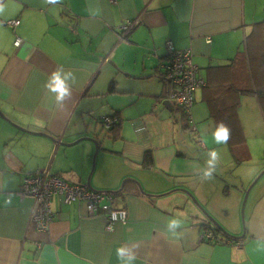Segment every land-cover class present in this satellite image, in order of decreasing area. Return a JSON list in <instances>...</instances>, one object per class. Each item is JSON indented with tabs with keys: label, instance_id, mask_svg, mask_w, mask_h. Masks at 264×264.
Listing matches in <instances>:
<instances>
[{
	"label": "crops",
	"instance_id": "obj_1",
	"mask_svg": "<svg viewBox=\"0 0 264 264\" xmlns=\"http://www.w3.org/2000/svg\"><path fill=\"white\" fill-rule=\"evenodd\" d=\"M0 8V109L11 121L0 118V264H121L117 258L121 246L135 252L134 264H264V250H260L264 249V176L248 197L245 229L237 234L245 233V237L232 240L242 246L231 241L217 244L204 239L200 222L205 215L180 189L191 190L202 206L208 205V213L223 227L224 222L237 219V206L229 210L226 203H219L228 198L220 187L215 192L216 206H210L200 185L188 186L194 177L204 178L207 166L183 149L168 154L169 163L157 172L160 157L154 150L127 143L123 155L134 157L132 162L144 173L130 168L115 172L111 183L97 181L92 186L114 192L124 179L133 178L154 197L144 196L136 184L137 194L125 191L124 197H117L116 205L126 209L129 218L112 231L105 217L89 216L83 203L66 205L58 197L50 230L38 232L32 222L35 201L20 195L25 178L37 172L87 183L84 176L69 177L74 172L69 150L79 143L63 144L96 138L101 121L117 112L120 140L130 141L136 135L141 143L149 141V115L135 122L141 115L135 114V135H130L129 125L124 134L123 122L131 119L126 109L139 96L150 99L154 111L162 108L175 120L182 116L186 124L182 111L169 99L171 86L163 79L166 44L191 50L199 76L207 82L210 67L225 65L245 50L253 26L264 21V0H58L56 4L0 0ZM13 20H20L14 29L7 25ZM135 20L139 23L122 38L121 28ZM17 38L22 40L19 47L15 46ZM58 70L62 78L65 73L75 78L66 80L71 95L62 106L56 104V93L51 90L55 87L52 74ZM203 93V87L196 91L189 126L194 127L204 150L218 152L215 169L221 174L240 163L227 144L216 143L213 130L217 128L209 119ZM104 107L110 111L99 112ZM239 116L247 141L245 163L251 159L249 135H256L263 146L264 104L255 94H246ZM12 122L45 136L24 133ZM203 123L214 127L203 128ZM141 127L145 130L138 132ZM86 150L83 169L90 167L93 146ZM148 152L153 156L150 168L144 166ZM262 165L243 179V187L248 188L264 171ZM206 193L213 194V190ZM172 218L182 221L175 235L167 229Z\"/></svg>",
	"mask_w": 264,
	"mask_h": 264
},
{
	"label": "rangeland",
	"instance_id": "obj_2",
	"mask_svg": "<svg viewBox=\"0 0 264 264\" xmlns=\"http://www.w3.org/2000/svg\"><path fill=\"white\" fill-rule=\"evenodd\" d=\"M107 110L110 111V109L104 107V109L100 108L99 112L104 113ZM125 113L129 115L131 119L125 120L126 117L125 119H123V121L125 120L123 122L124 134H128L127 126L129 125L130 135H135V129L133 127V122L135 118H132L135 114H141L140 118L137 119L135 122L142 121L143 117H145L146 115L152 117L150 120L148 118V122H146L149 124H147V129L149 130V134L151 135L150 140L141 143V140L136 135L135 139H131L130 141L112 140L111 138L106 137V130L102 128L103 124L100 123V128L98 127V131L96 132L99 134V154L96 158V167L93 172L91 181L92 185L94 184V182L97 181L111 183V181L113 180L111 179V177L115 172L125 171L126 169L130 168H133L134 172L137 174L144 173L142 172V170L139 172L137 166L134 164V162H132L135 160L134 157L131 158L123 155L125 149H128L125 147L128 142L135 143L136 147L138 146L143 149L147 148V150H154L155 154L160 157L159 163L157 164V172L159 171L161 166H164V164L169 163L168 158L166 156L172 153L173 150L179 149H183L185 152H187V154H190L189 156L191 158L195 157L197 159H200L207 166V161L210 159V153L208 152V150H204V148H202L201 143L198 139L199 136L196 135L194 127L190 125L191 128L187 129L183 126L184 121L182 119V116L175 120V118H173L171 114L166 115V113L162 111V108L157 111H154L152 103H150V99L142 96H139L137 102L127 108ZM207 126L214 127L211 123H203L202 125L203 128H206ZM93 131H95V125L93 127ZM213 132L215 133V130H213ZM161 141H163V143H158ZM248 142L251 151L250 161L242 163L240 165L234 164L232 166H229L227 167V170L223 171L221 174L220 172H218L217 169H215L213 177H211V179L194 177L193 179L196 180L188 184V186L193 187L197 184L200 185V192L206 195L205 197L208 198L210 206H216L215 203L218 201V196L215 195V192L219 190V187L222 190V194L226 193L228 195V198L219 201V203H226L228 205L227 209L229 210H231L232 207L237 206V215L239 218H233L230 219L228 222H224L225 227H223V225L219 223V221H217L216 223H218V225L221 226L226 233L233 237H238V232L240 230L244 231L245 229L247 204L244 210V216L242 210L246 192L262 172L258 173L259 175L248 188L243 187L242 181L247 176L252 174L253 171L254 173H257L261 166H263L262 164L264 163V136L261 139V143L263 142V146H260V142H258L256 135H249ZM146 143L149 145H146ZM88 145L93 146V152L90 157V167H85L83 169L85 156L87 155L86 147ZM258 146L263 147V149L260 150ZM96 148L97 144L95 141L92 140V138H90V140H83L77 146L70 148L69 154L72 159L71 164H73L74 166V172L71 176H69L71 179L77 176H84L87 182L93 169ZM180 172H185V170L180 169ZM152 178H154L153 175ZM262 183H264V179ZM211 190H213V194H209L207 196L206 192ZM188 192H190L195 198V195L191 190ZM186 196L190 198L188 195ZM219 200L221 199L219 198ZM196 201L198 202L197 199ZM203 207H206L207 209H205L207 210V212H210V207L208 205H204ZM204 219L207 220L205 217H203L202 220ZM202 223L203 221L200 222V224ZM226 227L228 229H226Z\"/></svg>",
	"mask_w": 264,
	"mask_h": 264
},
{
	"label": "trees",
	"instance_id": "obj_3",
	"mask_svg": "<svg viewBox=\"0 0 264 264\" xmlns=\"http://www.w3.org/2000/svg\"><path fill=\"white\" fill-rule=\"evenodd\" d=\"M245 46V50L238 51L236 56L230 59L227 64L210 67L208 69V81H205L203 86V98L209 106V119L216 128L223 123L229 129V140L226 144L230 147L237 164H241L248 157L247 141L239 116L241 98L246 94H255L260 104H264V21L253 26L252 32L246 37ZM212 79L216 80L213 81ZM182 114L186 119V124L183 126L190 129L189 117L191 115H187L183 111ZM108 120L113 122L110 128L105 126ZM101 123L104 126L103 129L106 130V137L112 140L121 139V118L118 112L114 117L104 118ZM144 166L146 168L153 166L152 153L146 154ZM56 175L63 176L62 174ZM81 184L87 186V183ZM134 185L135 183H126L125 191L129 194H137L138 187ZM89 189L95 192L113 194L115 199L119 197L114 192ZM114 202L116 204V200ZM201 230L204 239L214 240L213 242L217 244H226L229 241L234 243L232 240L239 239L226 233L220 226L211 225L210 220L203 221Z\"/></svg>",
	"mask_w": 264,
	"mask_h": 264
},
{
	"label": "built area",
	"instance_id": "obj_4",
	"mask_svg": "<svg viewBox=\"0 0 264 264\" xmlns=\"http://www.w3.org/2000/svg\"><path fill=\"white\" fill-rule=\"evenodd\" d=\"M139 23V20L128 21L122 28L120 36H126ZM7 25L15 28L20 25V20L8 21ZM21 38H17L15 46L19 47ZM168 57L163 64V79L171 86L169 99L187 115H191V109L195 103L196 91L205 85L204 78L199 76V68L193 63L191 50L176 49L173 43L166 44ZM192 117H189L191 123ZM112 121L106 122V128H110ZM145 127L137 131H144ZM22 198L31 197L35 201V212L33 215V226L38 232H48L56 217V200L63 199L66 205L76 202L83 203L87 213L92 217H105L108 230L112 231L116 224H125L128 221V211L119 208L115 204V196L109 193L95 192L87 186L66 180L60 175L46 172H37L27 176L20 191ZM113 214L116 218L113 219ZM211 236V235H210ZM230 242V241H229ZM228 242V243H229ZM231 243V242H230ZM236 247L241 243H232Z\"/></svg>",
	"mask_w": 264,
	"mask_h": 264
},
{
	"label": "clouds",
	"instance_id": "obj_5",
	"mask_svg": "<svg viewBox=\"0 0 264 264\" xmlns=\"http://www.w3.org/2000/svg\"><path fill=\"white\" fill-rule=\"evenodd\" d=\"M46 3L56 4L58 0H45ZM3 9L0 8V11ZM75 79L72 73H65L63 78L61 77V70H58L52 74V79L54 81L55 87L51 90L56 93L55 102L58 106H62L65 99L69 98L71 95L70 87L66 84V80L69 78ZM45 87H49L45 85ZM215 141L217 144H226L229 140V129L223 124H219L217 131L214 133ZM219 160V154L216 151L210 153V159L207 161V168L204 170V178L211 179L212 173L215 170V166ZM116 216L113 214V219ZM182 226V221L172 218L167 223V229L169 232L176 234L175 230ZM264 250V249H260ZM117 258L121 261V264H134L136 260V254L132 248L121 246L117 249Z\"/></svg>",
	"mask_w": 264,
	"mask_h": 264
},
{
	"label": "water",
	"instance_id": "obj_6",
	"mask_svg": "<svg viewBox=\"0 0 264 264\" xmlns=\"http://www.w3.org/2000/svg\"><path fill=\"white\" fill-rule=\"evenodd\" d=\"M0 118L4 119V120H7L9 122L10 119H8V117L3 113V111L0 109ZM12 124L17 128V129H20L22 132L24 133H28L30 135H34V136H45L44 133H36V132H32V131H29L28 129H25L24 127L16 124V123H13ZM95 134V137L94 139H92L93 141L96 142L97 144V148H96V153H95V156H94V163H93V169H92V172L87 180V186L91 189H93L92 187V184H91V181H92V176H93V172L95 170V167H96V158L98 156V153H99V134L98 133H94ZM98 138V139H97ZM83 140H90V138H84V139H80L78 140L77 142L75 143H71V144H63L64 146H69V147H72V146H75L77 145L78 143H80L81 141ZM264 176V171L259 175V177L254 181V183L250 186V188L247 190L246 192V196H245V199H244V204H243V216H244V210H245V207H246V204H247V201H248V197H249V194L252 190V188L258 183V181ZM126 183H135L138 187H139V190L140 192L144 195V196H147V197H154V195H149L147 194L144 189L142 188L141 184L135 180V179H125L120 187V189H118L117 191H114V193H116L119 197H124L125 196V185ZM181 192L185 193L186 195H188L191 200L193 201L192 203L195 204V206H197V208L200 209V211L205 215V218L207 220H210V224L211 225H218V223H216V221L211 217V215L207 212V210L202 206L200 205L196 199L192 196V194L190 192H188L187 190H183V189H180ZM110 192H113V191H110ZM168 194H171V192H169ZM193 217H196V216H193ZM219 226V225H218ZM221 227V226H220ZM222 228V227H221ZM245 237V233L242 237H238L239 239H244Z\"/></svg>",
	"mask_w": 264,
	"mask_h": 264
}]
</instances>
